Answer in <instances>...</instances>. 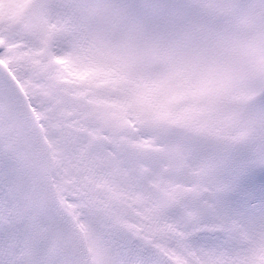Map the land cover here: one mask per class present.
I'll use <instances>...</instances> for the list:
<instances>
[{
    "label": "snow or ice",
    "instance_id": "snow-or-ice-1",
    "mask_svg": "<svg viewBox=\"0 0 264 264\" xmlns=\"http://www.w3.org/2000/svg\"><path fill=\"white\" fill-rule=\"evenodd\" d=\"M0 264H264V0H0Z\"/></svg>",
    "mask_w": 264,
    "mask_h": 264
}]
</instances>
